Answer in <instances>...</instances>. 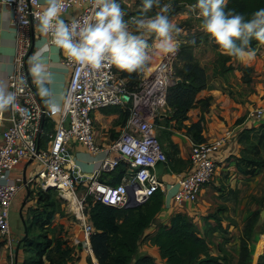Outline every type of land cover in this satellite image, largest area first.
<instances>
[{
    "label": "built area",
    "instance_id": "1",
    "mask_svg": "<svg viewBox=\"0 0 264 264\" xmlns=\"http://www.w3.org/2000/svg\"><path fill=\"white\" fill-rule=\"evenodd\" d=\"M1 3L9 6L19 30L36 24V15L42 5L39 0H1ZM73 6H78L81 11L72 20L82 22L92 13L90 0H65L64 13ZM130 17L132 15H126L125 19ZM72 20L65 21L70 23ZM46 39L50 41V36ZM26 54L24 49L14 57L15 71L10 76L9 86L16 101L15 106L10 108L13 114L11 124L0 132V238L8 240L12 235L9 225L11 203L24 182L22 173L14 176L12 172L22 164L33 161L39 169L31 182L43 190L54 188L76 204V218L80 227L77 242L88 252L93 226L84 215L85 197L90 196L108 206L133 207L163 189L164 183L156 175L154 165L160 160L166 170H172L152 130L161 111H167L166 92L178 82V78L172 72L171 58H168L166 62L160 60L168 67L167 80L160 88L152 86L154 72L151 71H143L139 83L129 88L126 78L115 68L103 65L92 68L73 63L63 53L62 61L69 71L68 88L59 119L54 130L48 134V144L40 147L37 140L42 131L41 126L52 118L54 112L50 104H37L33 85L21 75ZM156 66L161 65L157 63ZM119 105H127L129 110L124 131L110 145L100 168L83 189L82 196L78 197L69 147L72 143H79L93 154L100 151L92 113L100 108ZM246 115L261 122L264 120V108H252ZM231 137V131H226L215 140L192 144L189 155L192 170L175 174L177 189L172 195L175 205L198 201L204 186L216 176L218 163L215 153ZM121 162L126 163L129 172H124L120 182L110 184L99 180L101 174L111 172Z\"/></svg>",
    "mask_w": 264,
    "mask_h": 264
},
{
    "label": "crops",
    "instance_id": "2",
    "mask_svg": "<svg viewBox=\"0 0 264 264\" xmlns=\"http://www.w3.org/2000/svg\"><path fill=\"white\" fill-rule=\"evenodd\" d=\"M39 1L42 5L45 3V0ZM140 2L141 0H120L123 10L130 16H135L138 13ZM162 2H164V0H162ZM188 6L189 5L186 4L181 6L180 9L169 13L170 19L182 29V32L178 37L180 44L185 41V38L189 34L201 33V36L205 35L198 28L199 21L196 19L195 14H190L187 19L185 18L184 14L188 12ZM156 10L157 9H153V12ZM80 11L81 8L73 6L69 8L66 13L62 14L61 18L72 20L77 17ZM149 14L151 15L152 13ZM46 40V36L39 31L36 24L30 25L24 30H19L13 21L11 9L9 6L2 4L0 0V90H7L10 92L9 79L15 71L14 57L18 52L24 51L25 49L27 54L23 59L24 64L21 75L23 79L28 80L33 85L37 104L40 106L50 104L54 112L52 118L44 121L41 126L42 131L37 140L40 147H44L48 144V134L54 130L56 122L59 119L69 81V71L62 61L63 50L56 49L54 46L49 48L42 47V44ZM149 43H151V40ZM253 50H255V53L258 52L260 57L255 55V59L252 61H240L235 57H231V63L235 67V73L240 78H242L244 74L242 67L248 69L254 68V70L259 69V73L252 72L251 76H249L251 81L246 86V89L249 91L246 109L241 105L234 103L228 95L220 91L204 89L198 93L197 98H208V104H195L189 110L188 118L184 122L185 124H189L196 121L198 117L203 116L205 119L204 126L206 141L215 140L222 136L226 131H231L232 134V137L228 140L227 144L215 153L214 157L218 163L217 175L209 184L204 186L197 202H185L182 205H175L172 199V195L177 189L175 174H185L192 170L189 155L194 141L184 129H173L172 122L166 123L162 121L163 118H159L161 120L159 127L163 128L166 132L161 133V143H158L162 151L167 155L168 162L173 168L171 169L173 171L169 172L163 166L162 174L159 176L160 180L164 183L163 189H160L163 194L160 210L140 235L138 247L130 264H134L138 255L151 256L156 262H162L158 248L152 245L150 240L160 228L168 227L171 218L178 213L186 216L195 224L200 236L206 241L213 243L211 253L218 254L217 245L219 243L215 245V242L213 241H215L216 235L218 234L217 229L223 227H212L211 223L213 222L211 218L213 217H209L213 209L216 208L217 203H222L219 199L222 197V192H218V190L223 188L222 185H229L227 188L228 191L229 189L233 190L234 186L236 189H240V185H234V181L231 179H235L236 175L238 178H253L256 176H243L239 174L235 165L236 157L242 147L238 142L240 132L246 128L258 127L264 122V120L256 122L254 119L249 118L246 115L249 110H252V108H264V50L260 45H256ZM167 56L168 58H171L172 55H153L151 62L143 71L148 72L157 59L162 60ZM33 59L42 60L44 64L45 71L39 79L34 78L30 70L31 61ZM143 71L131 75L123 73L126 76L128 86H132L136 82L138 84ZM124 107L128 109L127 105H119L100 108L94 110L92 113L96 143L100 147V151L93 154L79 143H72L70 145L69 153L74 162L72 166V174L76 179L78 192L82 193L84 191L83 189L96 174L102 161L107 156L110 145L117 140L124 131L127 121V119H124L121 112ZM161 115L166 116V114ZM12 117L13 114L11 109L1 113L0 132L11 124ZM239 118H243L240 123L236 122ZM153 130L152 133L154 134ZM154 137L156 138V136ZM38 169V165L33 161H30L22 164L12 172L14 176L22 173L23 178H25L23 186L18 190L11 203V209L19 211L22 204L25 202L22 208L23 218L24 209L28 208L31 204L34 206V203H32L31 200H26L27 190L25 184H29L33 187L34 182H31V179L34 177ZM126 171L129 172L126 163L121 162L119 166L111 172L105 173L101 178L105 182L114 184L120 182ZM168 184L174 185L169 186ZM220 192L221 196H216L217 193L219 194ZM19 217L22 222V225L19 224V235L12 233L8 240L0 238V246L7 248V245H4L3 242L9 243V241H12L13 243H17L19 237L23 235L25 226L22 217ZM55 219H57V217ZM64 225L65 231H63V234L67 235L69 244L73 249V258L70 264H92L89 259L90 251H85L77 242L80 237L79 224H76L75 228L70 226V228H74L73 230L69 229V226H66V224ZM255 254V249L253 250L252 248L251 264H253L255 260Z\"/></svg>",
    "mask_w": 264,
    "mask_h": 264
},
{
    "label": "trees",
    "instance_id": "3",
    "mask_svg": "<svg viewBox=\"0 0 264 264\" xmlns=\"http://www.w3.org/2000/svg\"><path fill=\"white\" fill-rule=\"evenodd\" d=\"M194 3L195 0H173V11ZM228 7L247 17L264 7V0H230ZM180 45L174 62V74L180 81L167 89V111L162 121L172 122L173 129H184L194 143H202L206 141L204 117L200 116L189 124L184 123L195 104H208L209 99H198V93L204 89L220 91L234 103L246 107L249 91L245 86L251 79L246 70L242 78L238 77L231 57L224 55L206 35L189 34ZM256 45L264 50V44L255 40L250 42L251 49ZM120 74L126 78L123 73ZM136 85L137 82L128 87ZM121 112L124 119H127L128 109L124 107ZM242 120L243 118H239L236 122L240 123ZM238 142L242 147L236 157L237 172L243 176H254L261 172L264 169V122L258 127L243 129ZM103 175L105 173L99 176V180L103 181ZM53 189H42L35 195L30 191L28 201L31 200L34 206H28L31 212L29 226L24 218L26 231L22 241L27 256L23 255L22 264H70L73 258V249L63 232L59 231L55 236L50 232L53 220L60 214L55 208L56 200L51 198ZM162 197V192L158 190L140 205L113 207L87 196L89 199L84 201V215L93 226V233L89 238L90 262L130 264L140 235L160 210ZM251 200L259 203L260 209L253 211L243 223L238 238L237 256L230 254L221 243L217 245L218 254H212L211 242L200 236L192 221L178 213L171 218L168 227L160 228L150 240L158 248L162 262H156L151 256L138 255L134 264H251L253 237L260 221V213L264 209V194L260 198L252 197ZM32 228L38 234L30 237ZM259 234L261 239L257 243L254 264H264V219L261 221ZM20 249L22 248L18 247Z\"/></svg>",
    "mask_w": 264,
    "mask_h": 264
},
{
    "label": "clouds",
    "instance_id": "4",
    "mask_svg": "<svg viewBox=\"0 0 264 264\" xmlns=\"http://www.w3.org/2000/svg\"><path fill=\"white\" fill-rule=\"evenodd\" d=\"M229 3L230 0H195L184 15L187 19L195 14L199 30L224 55L252 61L256 53L250 42L264 44V7L246 17L229 8ZM90 4V16L82 22L69 23L61 19L65 0H45L36 15L37 28L50 36L42 47L63 50L73 63L92 68L103 65L131 75L141 73L153 55H175L181 46L178 37L182 29L169 16L173 0H141L138 13L129 19H125L127 13L120 0H90ZM30 70L34 78H41L43 61L33 59ZM15 101L12 92L0 90V113L13 108Z\"/></svg>",
    "mask_w": 264,
    "mask_h": 264
},
{
    "label": "rangeland",
    "instance_id": "5",
    "mask_svg": "<svg viewBox=\"0 0 264 264\" xmlns=\"http://www.w3.org/2000/svg\"><path fill=\"white\" fill-rule=\"evenodd\" d=\"M210 51V46L208 47ZM256 55L260 57V54L256 52ZM160 59H157V61L152 65L150 69L154 67L155 64L159 62ZM176 61V55L171 56V66H172V72H174V62ZM242 70H246L248 75L251 76V73L257 72L259 73V69L254 70V68L248 69L245 67H242ZM142 77V76H141ZM246 88V86H245ZM247 90V89H246ZM239 105V104H238ZM246 108V107H243ZM162 114H166V111H161ZM161 120L157 119L154 124V136H156V139L159 143H161V133L166 132L163 128L159 127ZM168 153V152H167ZM217 175V174H216ZM255 176V175H254ZM231 178V177H230ZM234 181V185L238 184L240 185V189H236L234 186V189L231 190L229 189L228 191V186L229 185H222L223 188L219 189L221 192L216 196H221L219 199L222 203H217V206L215 209H213L211 215L209 217H213L212 219V227H223V228H218V234L216 235L215 238V245L217 243H221L224 245V247L232 254L233 256H237V251L239 247V235H240V230L243 226V223L245 219L255 210L260 209V205L257 202H254L251 200V198H260L264 194V169L256 174L255 177L250 178V177H237V175L234 178H231ZM237 179V180H236ZM28 187L29 191L33 193V195L37 194L39 190H42L40 186L38 185H33L30 186L29 184L25 186V188ZM43 191V190H42ZM30 192V194H31ZM78 192V190H77ZM29 194V195H30ZM83 192H78L77 196L81 197ZM221 194V195H220ZM51 198L53 200H56L55 202V208L56 210L60 211L59 216H57V219L53 220V225L50 228L51 234L54 236L59 233V231H65L64 229V224L66 226H69V229L73 230L76 227V224H78V220L76 218V204L73 203V201H69L63 197L58 190L53 189L51 191ZM60 198V200L58 199ZM85 197V200L89 199ZM58 200V201H57ZM84 200V201H85ZM217 202V201H216ZM226 207V209H225ZM264 210V209H263ZM262 210V211H263ZM84 211V209H83ZM262 211L260 213V221L257 224L255 228V236L253 237V243H252V248L253 250L255 249L256 253V246L259 240L261 239V235L259 234L260 226H261V221L264 219V215L262 214ZM24 218L26 220L27 225L29 226V222L31 220V212L28 208L24 209L23 212ZM19 211L16 209H11L10 214H9V225L11 228L12 233L15 235H19L20 231V225H22L21 218L19 217ZM23 218V219H24ZM226 222V223H225ZM25 226V225H24ZM74 227V228H70ZM78 226V225H77ZM25 231H26V226L24 227V233L21 237H19V240L17 243H13L12 241L3 242L4 245H7L6 247L0 246V264H22L23 262V255H26L24 250H26V247H24V242L22 241L24 236H25ZM31 234L30 237L33 235L38 234L37 230L35 228L30 229ZM65 238H67L66 234H63ZM217 241V242H216ZM2 244V245H3ZM213 245V243L211 242ZM3 247V248H1ZM18 247L22 248L18 250ZM213 247V246H212ZM84 249V247H83ZM212 249V248H211ZM215 249V248H214ZM217 253V252H216ZM18 258V260H17ZM254 259L256 260V254L254 256ZM17 260V262H16ZM255 260L253 264L255 263Z\"/></svg>",
    "mask_w": 264,
    "mask_h": 264
},
{
    "label": "bare ground",
    "instance_id": "6",
    "mask_svg": "<svg viewBox=\"0 0 264 264\" xmlns=\"http://www.w3.org/2000/svg\"><path fill=\"white\" fill-rule=\"evenodd\" d=\"M168 60V56L164 59H162L161 61H167ZM160 63V67L158 66H154L152 69H149L148 72H154V76H153V80H152V86L154 88H160L161 84H163L166 80H167V73H168V67L163 65V62H158V64ZM151 76V75H150ZM67 200V196L65 197Z\"/></svg>",
    "mask_w": 264,
    "mask_h": 264
},
{
    "label": "water",
    "instance_id": "7",
    "mask_svg": "<svg viewBox=\"0 0 264 264\" xmlns=\"http://www.w3.org/2000/svg\"><path fill=\"white\" fill-rule=\"evenodd\" d=\"M177 53H178V51L176 52V54H177ZM177 81L179 82L180 79L178 78ZM125 98H126V97H125ZM126 99H127V98H126ZM160 117H161V118H164L165 115H161ZM29 162H30V161H29ZM163 166H164V163H163L162 161H160V160L157 161V162L155 163V165H154V171H155L156 175L160 176V175L162 174ZM24 180H25V178H24ZM26 190H27V196H26V200H27L28 197H29L30 191H29L28 187H26ZM26 200H25V201H26ZM24 203H25V202H24ZM24 203L22 204V207H21L20 210H19V214H20L21 217H22V208H23ZM262 214L264 215V210L262 211ZM22 220H23V222H24L23 217H22Z\"/></svg>",
    "mask_w": 264,
    "mask_h": 264
}]
</instances>
